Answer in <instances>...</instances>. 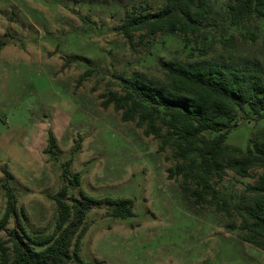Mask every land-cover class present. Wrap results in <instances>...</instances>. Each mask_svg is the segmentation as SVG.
I'll use <instances>...</instances> for the list:
<instances>
[{
	"label": "rangeland",
	"instance_id": "374dc122",
	"mask_svg": "<svg viewBox=\"0 0 264 264\" xmlns=\"http://www.w3.org/2000/svg\"><path fill=\"white\" fill-rule=\"evenodd\" d=\"M165 2L0 0V38L6 41L0 50V220L7 206L4 183L27 212L26 218L20 214L27 230L52 232L58 219L52 195L79 173L70 195L81 197L84 190L95 198H131L135 213L114 217L108 204L88 212L85 264H264V250L244 241L239 229H228L225 214L188 203L180 181L168 176L179 161L172 145L162 149V138L103 105L110 90H122L123 78L160 80L165 61L191 59L196 55L189 57V49L205 44L212 45L210 59L257 68L264 81V20L229 30L224 0H211L217 25L207 35L188 42L165 32H135L130 43L120 31L127 13L154 12ZM222 34H233L234 46H225ZM240 116L227 142L246 150L264 117ZM50 132L55 152L47 151ZM261 170L246 178L230 170L220 185L240 192ZM16 227L13 215L0 235Z\"/></svg>",
	"mask_w": 264,
	"mask_h": 264
},
{
	"label": "trees",
	"instance_id": "16d2710c",
	"mask_svg": "<svg viewBox=\"0 0 264 264\" xmlns=\"http://www.w3.org/2000/svg\"><path fill=\"white\" fill-rule=\"evenodd\" d=\"M227 29L239 27L253 18L264 20V0H224ZM211 0H166L154 12H128L121 33L132 43L135 32L153 37L159 32L179 35L184 41L207 35L212 21ZM225 46H234V35H221ZM6 41L0 38V50ZM211 44L192 47L188 60L164 62V78L144 75L122 79V90H110L103 105H113L124 121H135L146 135L163 139L162 149L172 145L178 163L168 168L169 178L180 181L183 195L191 206H210L225 214L228 229H239L244 241L264 250V128L249 139L246 150L227 142L230 131L247 118L264 117V81L254 70L241 69L237 63L214 61L208 54ZM197 49V54L193 52ZM81 81V79H80ZM248 107V108H247ZM47 151L55 152L57 142L49 134ZM262 169L242 191L224 190L220 183L229 171L246 178ZM7 178L14 174L3 166ZM67 178L68 175H65ZM80 174L52 195L58 205V219L50 233H30L21 221L27 212L19 209L14 191L2 184L7 206L0 220L5 227L15 215L18 227L7 237L0 235V264H85L81 256L82 239L87 232L86 216L96 205L111 206L109 215L133 216L131 198H95L81 190L70 195ZM240 220L237 224L236 221Z\"/></svg>",
	"mask_w": 264,
	"mask_h": 264
}]
</instances>
